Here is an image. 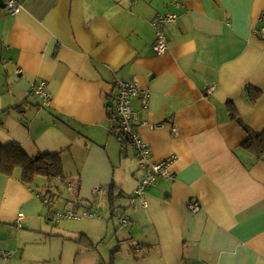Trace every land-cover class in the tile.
<instances>
[{"label":"crops","instance_id":"0c3cea01","mask_svg":"<svg viewBox=\"0 0 264 264\" xmlns=\"http://www.w3.org/2000/svg\"><path fill=\"white\" fill-rule=\"evenodd\" d=\"M178 2L20 0L17 13L0 10V143L68 154L76 175L66 182L84 212L60 223L47 210L45 223L32 187L8 177L0 254L11 256L0 264H264V152L247 146L264 132V0ZM169 11L178 18L156 55L151 22ZM39 80L48 105L30 90ZM117 80L149 89L138 134L154 160L176 157L172 177L143 198L132 193L142 175L133 149L112 133ZM111 184L126 224L99 205ZM62 198L56 206L69 209ZM18 214L30 231L14 229ZM82 234L95 246H79Z\"/></svg>","mask_w":264,"mask_h":264},{"label":"built area","instance_id":"2783aa9c","mask_svg":"<svg viewBox=\"0 0 264 264\" xmlns=\"http://www.w3.org/2000/svg\"><path fill=\"white\" fill-rule=\"evenodd\" d=\"M20 0H7L5 2V9L10 14H15L20 8ZM169 4L172 7H179L178 0H169ZM178 15L176 12L169 11L166 14L155 17L151 25L155 34V41L152 45V52L156 55H161L167 51V40H166V25L176 23ZM259 37L264 40V28L258 31ZM18 72V71H17ZM211 90L212 87H209ZM115 94L111 97V106L108 107L109 114L116 118V125L112 129V133L115 134L120 141H127L130 147L135 150L137 157L140 160L139 167L145 171V174L135 190L134 195L138 198H143L145 189L152 185L157 178H168L172 177V173L169 171L175 161L176 157L170 155L162 160H154L151 154V149L141 140L138 129L141 125H145L146 122L141 120V110L147 109L149 100V89H143L138 87L135 83L126 82L123 80H117L114 83ZM30 90L38 97L43 105H48L50 101L49 93L47 91L46 82L39 80L30 85ZM134 101H138L139 107L133 105ZM71 185L69 186V189ZM101 189L97 188L95 193H100ZM51 205V203H49ZM147 204L144 201V207ZM200 209L198 201L191 202L187 205V210L190 213H195ZM59 218H79V215L73 211L67 213L56 212ZM23 219L22 215L17 216L15 223L20 227V223ZM121 224H126L127 220L117 217ZM1 258H8L11 256L10 252H3L0 254Z\"/></svg>","mask_w":264,"mask_h":264},{"label":"trees","instance_id":"16d2710c","mask_svg":"<svg viewBox=\"0 0 264 264\" xmlns=\"http://www.w3.org/2000/svg\"><path fill=\"white\" fill-rule=\"evenodd\" d=\"M253 96L256 97L255 94ZM263 133L260 135H256L254 137L250 136L248 139V143H247V146L250 147V146H252V140H256L257 150L262 149L260 151V154H262L264 152V141L260 140V137L263 135ZM121 143L129 145L126 140L121 141ZM133 152H134L133 155L135 156V158L138 162L136 165L137 171H139L142 174L138 184L136 185V187L133 191V192H135V190L139 186V184H140V182H141V180L145 174V171L139 167L140 160L137 157L134 149H133ZM17 168L20 169L19 181L27 187L30 186V183H32L36 177L40 176V177H45L50 182H51V180L55 181V179L61 180L62 183H65V188H66L67 193L69 195L74 193L75 182H73V181H69L68 183L66 182V181H68V177L63 172L62 161H61L60 155L58 153L54 154V155L53 154L38 153L35 156L30 157L16 143H9V144H5V145L0 143V174L11 177L12 173ZM70 185H71V188L69 189ZM152 185H150L149 187H151ZM149 187H147V188H149ZM147 188L145 189V191L147 190ZM101 190H102V188H101ZM105 190H106V193H105ZM105 190L103 193L104 198H103V196L101 197L99 205L101 206V208H104L105 211L109 214L107 219H111L113 217H115L117 219L118 216H122L119 212L121 208L117 204V201L119 199L118 197L121 196V194L118 192V189L115 187L114 184L108 185L105 188ZM34 195L36 197H39L40 200H42V202L44 203L45 207L47 208V210L49 211V213L51 214L52 217L56 216V214H55L56 212L67 213L69 211H73L74 213L78 214L79 218H82V216L84 215V212L79 213L75 210V205L77 203L76 199L69 200V199L65 198L64 201L66 200V204H68V207L69 206H71V207L67 210L56 209V203L53 201V199H55V198L57 200L63 199L62 198L63 196H59L60 190H59L58 186L55 187L53 185H48L44 188L43 192L40 193V195H37L36 193H34ZM133 196H135L134 193H133ZM143 196H144V194H143ZM97 201H98V198H97L96 202ZM49 203H51V205H49ZM103 203L105 206H102ZM96 212L99 216L102 215L98 209ZM79 218H77V219H79ZM65 219H75V218H65ZM16 220H17V218H16ZM15 225H17V224L15 223ZM76 242L79 246H82L83 248H87V249L95 246L94 243L91 240H89L83 234L80 235V237L76 240ZM114 252H115V250H113L111 252V255L109 258L112 257Z\"/></svg>","mask_w":264,"mask_h":264},{"label":"rangeland","instance_id":"374dc122","mask_svg":"<svg viewBox=\"0 0 264 264\" xmlns=\"http://www.w3.org/2000/svg\"><path fill=\"white\" fill-rule=\"evenodd\" d=\"M1 10V9H0ZM3 11H6V9H2ZM43 105V104H42ZM61 158V157H60ZM131 159L134 160L135 162V165H137V160L135 159V156L133 155L132 157H130ZM121 160H126V158L123 157V153L121 154V157H120ZM75 165L73 164V161H72V158L67 154V158L65 159V161L62 162V167H63V172L64 174L69 178V179H74L73 177H75L76 175V172L73 171L75 170ZM72 171L74 173H68V171ZM20 169L17 168L14 170V172L12 173L11 176H17L18 174H20ZM75 174V175H74ZM8 177L10 176H6V175H3V174H0V200H1V197H2V192H3V182L5 181V179H7ZM47 180L45 177H36L35 180L30 183V187H32L33 189V192L36 193V194H40L43 192L44 188L48 185H53V186H58L59 190H60V195L59 196H64L65 198L69 199V200H74V196L72 194H67V191H66V188H65V183H62L61 180H51V182ZM37 201H40L39 203L42 204V208L44 209V215H43V222L45 223H48V211H47V208L45 207V205L43 204V202L40 200V199H36ZM55 200H57L56 198L53 199V201L55 202ZM56 203V202H55ZM57 204V203H56ZM44 205V206H43ZM56 209H58V206H56ZM61 210V209H59ZM25 214H28L30 212V210L28 208H25L22 210ZM101 212V211H100ZM102 213V212H101ZM104 215V213H102ZM18 215H22L23 216V219L20 223V227H17V225H15L14 229L15 230H20L21 231H24L27 232V231H30L31 229L29 228L28 224H24L23 225V220H24V215L23 214H18ZM51 215V214H50ZM105 216V215H104ZM52 217V216H51ZM52 218H55L57 222H60V223H63L64 221L61 220V221H58L59 219H65V218H58L56 216H53ZM2 233V230L0 228V235ZM12 241V240H11ZM5 250H8L7 248H5ZM9 252V251H7Z\"/></svg>","mask_w":264,"mask_h":264},{"label":"water","instance_id":"95a60500","mask_svg":"<svg viewBox=\"0 0 264 264\" xmlns=\"http://www.w3.org/2000/svg\"><path fill=\"white\" fill-rule=\"evenodd\" d=\"M5 2L3 0H0V9H4L5 7ZM108 106H111V101H108L107 104Z\"/></svg>","mask_w":264,"mask_h":264}]
</instances>
